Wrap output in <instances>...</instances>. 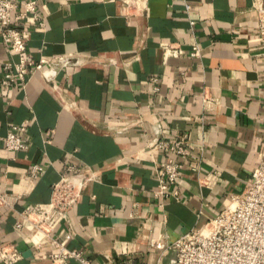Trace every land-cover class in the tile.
Returning <instances> with one entry per match:
<instances>
[{"label": "crops", "instance_id": "crops-1", "mask_svg": "<svg viewBox=\"0 0 264 264\" xmlns=\"http://www.w3.org/2000/svg\"><path fill=\"white\" fill-rule=\"evenodd\" d=\"M36 1L44 27L29 22L26 55L77 64L53 85L34 71L3 87L16 56L0 38V188L18 198L0 207V248H16L17 264H51V240L91 264H174L175 241L247 190L264 148V46L252 0H149L146 15L131 16L113 0ZM166 46L182 54L166 57ZM20 123L28 148L5 150ZM157 128L187 141L177 200L155 195L168 158L150 150ZM33 165L44 169L35 181ZM62 178L83 185L45 237L21 214L50 203Z\"/></svg>", "mask_w": 264, "mask_h": 264}, {"label": "built area", "instance_id": "built-area-1", "mask_svg": "<svg viewBox=\"0 0 264 264\" xmlns=\"http://www.w3.org/2000/svg\"><path fill=\"white\" fill-rule=\"evenodd\" d=\"M119 4L124 16L146 15L149 0H113ZM36 0H0V38L10 55L16 60L5 63L1 85L9 87L15 83L24 84L34 72L42 73L44 81L53 85L59 70L76 65L72 55L34 63L26 55V42L29 38L28 24L32 22L38 28L44 27L43 19L37 12ZM256 13L259 39L264 46V0H252ZM192 24V23H191ZM165 56H179L182 51L170 46L165 47ZM190 55L198 56V48L193 46ZM26 124L12 125L3 139L7 151H22L28 148L23 138ZM150 143L151 151H159L168 158L156 168L157 189L155 195L162 199L177 200L179 192L174 189L175 181L188 156L187 141L184 136L163 139L158 137L159 129ZM257 167L252 172V180L247 190L239 196H233L230 204L216 217L210 219L200 229H193L180 236L173 248L174 264H264V148L258 155ZM44 173L39 165H33L30 179L35 181ZM83 183L71 184L66 178L54 186L53 198L45 205L29 207L21 218L34 226L47 237L54 227L65 218L78 197ZM18 198L5 193L0 188V207L14 208ZM15 226L19 228L20 223ZM58 253L50 256L51 264H91L77 250H69L63 243L51 240ZM19 251L12 246L0 248V264H17L21 260Z\"/></svg>", "mask_w": 264, "mask_h": 264}]
</instances>
